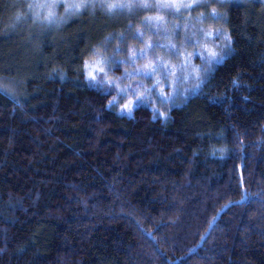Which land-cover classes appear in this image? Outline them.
I'll return each instance as SVG.
<instances>
[{
    "label": "trees",
    "instance_id": "1",
    "mask_svg": "<svg viewBox=\"0 0 264 264\" xmlns=\"http://www.w3.org/2000/svg\"><path fill=\"white\" fill-rule=\"evenodd\" d=\"M10 2L0 0V42ZM256 4L261 14L228 0L215 8L230 51L163 114L150 103L120 112L117 87L84 72L130 20L77 35L15 92L0 88V264H264Z\"/></svg>",
    "mask_w": 264,
    "mask_h": 264
},
{
    "label": "rangeland",
    "instance_id": "2",
    "mask_svg": "<svg viewBox=\"0 0 264 264\" xmlns=\"http://www.w3.org/2000/svg\"><path fill=\"white\" fill-rule=\"evenodd\" d=\"M228 1L249 5L251 14L263 12L260 7H256V3L264 5V0ZM39 2L43 0H11L13 9L7 15V23H1V31L8 39V42H0V71L6 73L5 77H0V88L4 91L15 92L24 80L35 75L38 64L51 61L58 52L69 49L77 35H90L92 28L97 26H121L130 20L125 31L117 35L116 41L110 42L114 39L107 38L106 44L91 54L87 60L89 67L84 66V72L87 78H90L89 72H92L96 76L95 81L100 78L106 83L108 79L112 81L110 84L118 90L113 105L120 112L132 114L139 104L150 103L157 113L163 114L169 104L179 103L182 98H186V94L195 92L202 73L220 62L230 51V41L227 39L229 36L222 23L223 17L216 19L215 14L207 12L224 6L227 0H198V6L179 10L136 7L109 12L106 8L95 7L81 9L78 13L66 11L64 5L71 0H55L58 6L53 9L54 22L37 17V13L42 16L43 10L28 8L29 4L35 5ZM134 2L140 3L142 0ZM147 3L155 5L157 0H147ZM97 12L110 19L104 23L82 22L83 15L93 20ZM158 16L163 19L157 21L155 17ZM215 29L226 35H214L206 39L202 36L203 31ZM196 39H200L201 44L206 43L208 49L195 45ZM42 43L52 46V54L47 55L41 51ZM146 43H151L154 47L145 48ZM226 44L228 47L225 49ZM171 45H175V48ZM210 50L216 51L223 58L215 59L209 67L206 61L211 55ZM133 52L136 53L135 57L132 56ZM189 52L195 54L189 57ZM101 59L104 63H97ZM148 61L154 62V72L145 71L143 66ZM100 67L105 68L107 78L98 74ZM197 74L200 76L199 80L196 78ZM125 104H130L129 108H124Z\"/></svg>",
    "mask_w": 264,
    "mask_h": 264
},
{
    "label": "snow or ice",
    "instance_id": "3",
    "mask_svg": "<svg viewBox=\"0 0 264 264\" xmlns=\"http://www.w3.org/2000/svg\"><path fill=\"white\" fill-rule=\"evenodd\" d=\"M194 5L198 6V0H189V2H187V3H185L184 0H157V3L155 5L147 3V0H142V2H140V3H136V2H134V0H126V2H117V0H71L70 3H67L64 6H65V9L67 12L78 13L81 9H88V8H95V7L106 8L109 12H112L113 10H116V9L128 8L131 10L133 8H136V7H142V8L156 7V8H160V9L179 10L181 8L190 9ZM57 6L58 5L55 3V0H43V2L36 3L35 5L29 4L28 8L32 9L33 7H36L38 9L43 10L42 16L40 15V13H37V17L42 18L44 20H47L48 22H54L55 21V13H54L53 9ZM213 13L216 14V16L218 17V14L216 13L215 8H213ZM155 19L157 21H160L163 19V17L158 16V17H155ZM141 35H143V33H141ZM194 35H195V33H193V36ZM214 35L218 36V35H226V34L220 33L218 29L202 32V36L205 39L210 37V36H214ZM186 39H191V37H186ZM227 39L230 41L231 38L227 37ZM194 44L197 46H200L202 49H208V47H209L206 43L201 44L200 39H196L194 41ZM152 47H154V45H152L151 43H146V45H145V48H152ZM171 47L175 48V45H171ZM227 47H228L227 44L224 45L225 49ZM210 51H211V55L206 61V65L209 67L215 62V59H222L223 58V56L220 55L219 53H217L216 51H214V50H210ZM141 54H143V52ZM194 54L195 53L189 52L187 55L189 57H191ZM135 55H136V53L133 52L132 56L135 57ZM201 55H203V52H201ZM97 63H104V61H103V59H101ZM153 63H154L153 61H148L143 66L146 72L149 70H151L153 72L155 71V68L153 67ZM84 66L86 68L89 67V64L87 61H85ZM93 68H95L94 65H93ZM98 74H103V76L105 78H107V72L105 71V68H103V67H100L98 69ZM128 75H131V73H128ZM89 76L93 80L96 79V76H94L92 74V72H89ZM185 78H187V77H185ZM196 78L199 80L200 76L197 74ZM104 82H105L104 79H101L99 81V83H101V84H103ZM107 82L109 84L112 83V81L110 79H108ZM129 106H130V104L123 105L124 108H129Z\"/></svg>",
    "mask_w": 264,
    "mask_h": 264
}]
</instances>
